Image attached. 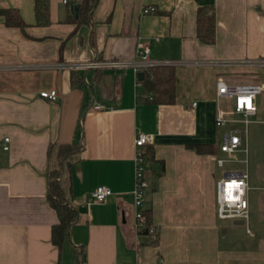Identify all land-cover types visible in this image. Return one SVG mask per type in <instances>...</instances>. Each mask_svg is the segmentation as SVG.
Returning <instances> with one entry per match:
<instances>
[{
    "label": "crops",
    "instance_id": "0c3cea01",
    "mask_svg": "<svg viewBox=\"0 0 264 264\" xmlns=\"http://www.w3.org/2000/svg\"><path fill=\"white\" fill-rule=\"evenodd\" d=\"M70 4L49 0L50 24L37 26L34 0H0V9L15 8L27 25L24 32L6 26L0 15V264H264V92L246 127L233 121L243 117L234 101L216 96L219 79L264 83V69L193 64L264 57V0H97L79 23L70 20ZM149 6L155 12L144 14ZM200 8L215 17L212 44L197 37ZM138 42L148 45L150 60L174 67L172 103H155L130 67H69L137 60ZM52 89L55 101L39 96ZM100 104L104 110L93 108ZM218 111L229 120L222 126ZM230 130L241 145L226 154L219 146ZM140 133L152 143L137 207ZM72 142L59 181L77 218L58 248L51 241L58 217L46 196L57 159L48 147ZM242 171L244 235L216 214L217 182ZM100 185L113 192L101 203L91 195ZM148 209L156 243L135 218Z\"/></svg>",
    "mask_w": 264,
    "mask_h": 264
},
{
    "label": "built area",
    "instance_id": "2783aa9c",
    "mask_svg": "<svg viewBox=\"0 0 264 264\" xmlns=\"http://www.w3.org/2000/svg\"><path fill=\"white\" fill-rule=\"evenodd\" d=\"M71 1V4H70ZM73 2L76 0H63L64 4H70L73 6ZM144 14L155 12V7L143 8ZM138 59L134 61H97L91 60L85 63H78L69 65L70 68L80 69H91V68H118V67H130L134 70L135 74L145 69H150L155 65H167L170 62H155L149 59V47L144 42H138L137 44ZM193 64H210L213 66H222L228 68L249 66L259 69H264V57H259L252 60H221V61H194ZM264 92V83L253 82L244 84H230L223 79H219L216 82V96L217 99H232L234 101V111L242 114L241 120H233L234 122L243 123L246 127L250 122L248 116L254 114L256 111L255 99L257 96ZM39 96L46 98L51 101L57 99V91L43 90L39 92ZM194 105V103H193ZM94 109L104 110L103 105H94ZM226 120L220 111L217 112L215 124L222 126L226 123ZM246 133V128L245 131ZM9 138L5 137L3 142V149H8ZM152 143V136L146 133H140L134 139V146L136 147L135 152V167H134V187L132 190L134 205L140 207L142 204V195L144 190L148 187L146 179V166L147 158L145 147ZM241 145V136L238 131L230 130L222 135V141L219 146L221 152L226 154L234 153ZM226 161L222 158L217 159V165L223 166ZM248 185V174L246 171H242L238 174L227 175L220 179L216 185V214L218 219L230 220V221H242L244 225L247 224L249 217L248 210V199L247 191ZM113 194L112 190L104 185L97 186L91 193L92 198L95 202H104ZM135 218L139 221L140 225L143 226L144 217L142 212H136ZM152 232V238L155 239L156 235L153 228L150 229ZM246 232L251 234V231L246 228Z\"/></svg>",
    "mask_w": 264,
    "mask_h": 264
},
{
    "label": "trees",
    "instance_id": "16d2710c",
    "mask_svg": "<svg viewBox=\"0 0 264 264\" xmlns=\"http://www.w3.org/2000/svg\"><path fill=\"white\" fill-rule=\"evenodd\" d=\"M97 0H79L77 4V17L70 9V20L79 23L83 17L87 16L93 9ZM34 13L37 26H47L50 24L49 0H34ZM0 15L4 18L6 26L17 27L24 32L26 23L21 18L15 8L0 9ZM197 37L206 44H212L215 40V17L213 14H205L203 9H199L197 13ZM144 91L147 94H152V98L157 104H170L174 101L175 90V75L174 67L170 65H155L151 67L142 79ZM76 147V143L72 142L66 145H58L56 147H48V155L55 154L57 163L67 159L71 151ZM198 151L202 150V146L197 145ZM60 166L62 164H59ZM57 166V165H55ZM62 167V166H61ZM62 170V168H61ZM61 170L53 168L48 173V191L47 201L55 210L58 223L54 224L51 229V241L58 248H61L64 237L68 232V227L76 220L77 211L65 198V190L62 187L59 176ZM143 231L151 238V243H156L157 236L152 239L151 229V212L144 210ZM79 264V263H77Z\"/></svg>",
    "mask_w": 264,
    "mask_h": 264
},
{
    "label": "rangeland",
    "instance_id": "374dc122",
    "mask_svg": "<svg viewBox=\"0 0 264 264\" xmlns=\"http://www.w3.org/2000/svg\"><path fill=\"white\" fill-rule=\"evenodd\" d=\"M71 3V2H70ZM89 90H88V88H86V97L88 98L89 97ZM67 159H65V161H66ZM64 161V160H63ZM233 165V163H226L225 164V167H230V166H232ZM54 168H58L59 170H61V166L57 163V166H55ZM65 177H66V175H65ZM65 180H66V178H65ZM64 182V181H63ZM66 185V182L64 183V185H62V187L64 188V190H65V195H66V199H67V191H66V189H65V186ZM225 223H227V224H230V225H233L234 223H233V221H225ZM236 226H238V229L242 232V234L244 235V233H243V230H244V228H245V226H244V224H240V225H236Z\"/></svg>",
    "mask_w": 264,
    "mask_h": 264
},
{
    "label": "water",
    "instance_id": "95a60500",
    "mask_svg": "<svg viewBox=\"0 0 264 264\" xmlns=\"http://www.w3.org/2000/svg\"><path fill=\"white\" fill-rule=\"evenodd\" d=\"M71 10L72 12L75 13V17H77V11H78V6L77 4H74L73 6H71ZM142 77H143V73L142 72H138L137 74V78L138 80H142ZM236 224H242V221H235Z\"/></svg>",
    "mask_w": 264,
    "mask_h": 264
}]
</instances>
